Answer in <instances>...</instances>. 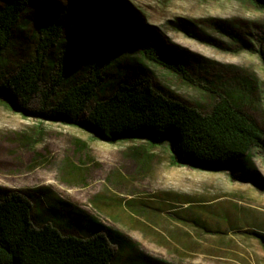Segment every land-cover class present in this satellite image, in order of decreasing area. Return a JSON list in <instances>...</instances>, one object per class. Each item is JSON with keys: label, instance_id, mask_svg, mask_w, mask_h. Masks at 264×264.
Instances as JSON below:
<instances>
[{"label": "rangeland", "instance_id": "obj_1", "mask_svg": "<svg viewBox=\"0 0 264 264\" xmlns=\"http://www.w3.org/2000/svg\"><path fill=\"white\" fill-rule=\"evenodd\" d=\"M67 3L32 0L1 62L0 81L33 47L35 25ZM120 5L142 27L109 69L108 87L145 80L203 111L218 94H230L264 129V63L244 48L264 47L257 40L264 37V9L251 0H76L59 47L98 32ZM93 43L69 77L84 73ZM155 43L184 65L188 78L143 54ZM240 162L241 169L221 172L179 166L168 143H109L80 125L40 117L36 97L27 105L0 99V195L22 193L37 222L64 234L94 235V222L113 231L119 239L112 240L113 264H264V148H252Z\"/></svg>", "mask_w": 264, "mask_h": 264}, {"label": "trees", "instance_id": "obj_2", "mask_svg": "<svg viewBox=\"0 0 264 264\" xmlns=\"http://www.w3.org/2000/svg\"><path fill=\"white\" fill-rule=\"evenodd\" d=\"M251 1L264 9V0ZM75 2L68 0L64 8H55L51 17L35 25L27 56L1 75V100L27 105L36 97L40 117L80 125L109 143L131 139L168 143L172 162L179 166L239 170L241 157L254 147L264 148V129L230 94H218L203 111L158 92L145 80H113L108 87V71L125 52L129 38L141 29V18L120 5L101 21L98 32L76 35L70 45L60 48ZM0 3L1 67L32 0ZM91 40L84 73L78 79L69 77ZM257 40L263 43L264 37ZM53 48L58 49L54 57ZM244 48L258 53L264 63L262 45L245 43ZM142 51L147 58L189 77L184 65L161 44ZM0 196V264H113L112 240H119L113 238V231L104 233L102 225L94 222L90 225L96 230L94 235L64 234L50 222H37L22 193L6 191Z\"/></svg>", "mask_w": 264, "mask_h": 264}]
</instances>
